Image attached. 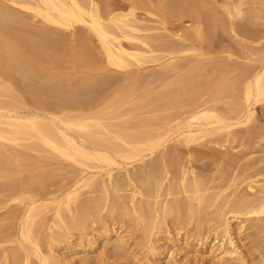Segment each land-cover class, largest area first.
Instances as JSON below:
<instances>
[{"label": "rangeland", "instance_id": "obj_1", "mask_svg": "<svg viewBox=\"0 0 264 264\" xmlns=\"http://www.w3.org/2000/svg\"><path fill=\"white\" fill-rule=\"evenodd\" d=\"M0 1L21 19L3 30L4 35L10 39L15 35L26 38L27 33L39 35L37 44L42 47L36 51L24 46L23 56L28 64L24 67H28L31 74L28 82L20 80L15 72L10 77L0 73V90L8 92L0 96V114L33 113L42 122L57 117L98 116L111 129L107 133L93 127L95 133L99 131L100 139L129 132L149 133L151 138L167 132L171 138L174 126L189 120L190 113H195L196 109L210 110L222 119L239 118L243 115L245 83L264 64V0H186L188 4L183 8H187L182 12L191 15L178 14L181 16L178 20L175 15L181 10L175 9L173 24L166 25L174 34V42L178 39L182 44L181 40H185L182 41L184 47L177 48L173 54L156 52L154 58H146L141 64L128 59L129 65L122 69L107 63L97 38L81 25L63 30L34 18L30 11L18 8L9 0ZM153 2L155 6L158 4L157 0ZM163 11L162 15L159 13L165 18L170 12ZM156 28L159 29L152 33H161L162 27L157 25ZM189 32L196 36L187 37L185 34ZM85 34L90 38L84 40ZM58 88L75 94L92 89L91 99L62 101L50 95ZM64 89L63 92H69ZM159 94L163 99L158 97L160 100L150 105ZM189 104L191 108L195 105V110H190ZM233 107L236 112H230ZM244 124L232 128V137L221 135L222 141L228 138L227 142L225 139L218 143L220 140L215 139L214 144V138L207 137L186 148L170 142L150 155L149 150L142 151V161L118 158L117 162L127 169L130 180L125 171L116 169L112 172L116 183L108 185L105 191L98 176L92 187L79 183L77 189L74 188L77 191L71 188L72 191L69 187L81 175L79 167L55 158L46 150H28L26 141L17 146L0 140V264H42L43 261L49 264H241L228 258L220 262L216 253L208 251L213 244L221 242V223L226 218L245 263L264 264V208L251 200L264 186V99L255 105L251 121ZM173 149L176 152L172 154ZM160 160L165 161V167ZM183 166L190 169L185 182L194 176L203 181L200 192H184L179 183L182 182L180 172L186 169ZM150 169L161 183L158 192L152 191L154 196L151 197L140 193L141 190L137 192L138 180ZM172 183L178 189L174 188L169 195L167 188ZM249 185L254 192L248 191ZM197 193L204 196L205 201L209 200L204 208L194 199ZM133 195L135 208L152 207L159 201V211L152 213L153 218L156 217L153 220L155 229L148 231L138 224L140 220L130 210ZM235 198L241 202L250 199L248 208H243L246 210L242 212L251 211L236 220L226 207V201ZM28 200H36L31 221L35 224H31L30 229L38 243L37 250L26 242L19 243V229ZM118 200L129 207L128 213L118 206L111 211L112 204ZM90 201L100 202L98 213L92 218L86 215L83 229L72 228L63 241L53 240L55 234L66 232L54 217L57 206L61 203L66 218L63 219L69 222L72 215L78 218L79 206ZM180 201L185 204L180 205L183 204ZM174 202L179 203L181 216L171 214L160 219L162 205L170 206ZM189 208L199 214L192 213ZM239 223L243 229H239Z\"/></svg>", "mask_w": 264, "mask_h": 264}, {"label": "bare ground", "instance_id": "obj_2", "mask_svg": "<svg viewBox=\"0 0 264 264\" xmlns=\"http://www.w3.org/2000/svg\"><path fill=\"white\" fill-rule=\"evenodd\" d=\"M199 1H201V0H199ZM9 2H11L12 4H14L15 6H17L20 9L30 11L34 18H38L43 23H47L48 25L50 24V26L53 25L57 28H61L63 30H68V29L73 28L76 25H81L82 27H84L83 30L86 29V31L90 32L91 34H93V36H95V38H97L96 41L99 42V44H100L99 48H101L102 53L105 55L107 63L113 67H116V68H121V69L126 68L129 65L128 59L134 60L136 64H141V63L145 62L146 58L147 59L149 57L154 58L155 56L153 54L156 52H157V54H159L158 52L167 51L169 54H173V53L177 52V50H178L177 48L184 47L182 41H185V40H181L182 44H180V42L177 41L178 39L177 40L174 39L176 41V42H174L173 41L174 34H173V32L168 31V29H167L168 27H166V25L167 24H173L172 23V21H173L172 17L175 14V11L173 13V10H175V9L181 10V11H179V13H177L175 15V17H177L178 14L182 15V13L185 12V11L182 12V10L184 9L183 7L185 5L187 6V4H188V3L185 4L186 0H157L158 4H156V6H155L153 0H9ZM199 3H202V2H199ZM189 4H190V2H189ZM194 4H196V3H194ZM196 6H197V4H196ZM186 8L184 10H186ZM161 9L169 10V12H170L169 15H165V18L163 17L164 15L161 16L162 15L161 12L163 11ZM159 10H161V11H159ZM159 12L161 13V15ZM187 12H188V9H187ZM167 13H168V11H167ZM172 14H173V16H172ZM186 14L188 15L189 13H186ZM194 14H195V12H193V15ZM189 15H191V14H189ZM142 16H144V17H142ZM179 16L177 18H178V20L179 19L181 20V16H180V18H179ZM175 17H173V18L175 19ZM183 17H186V16L184 15ZM187 17H189V16H187ZM194 19H195V17H194ZM20 21H21V19L18 17L17 13L13 12L11 10V8H9L7 5H5L3 2L0 1V73L6 77H10L11 73L15 72V73L20 75V80H22V81L26 80L28 82L31 74H30L29 68L24 67L25 65H28L27 61L25 60V58L23 56L24 46H26V47L28 46L29 48L35 49V50L39 49V48L41 49L42 47H40L41 45L37 44V40L40 39L39 35H38L39 36L38 37L37 35L33 36V35L27 33V34H25L26 38H20L19 35L18 36L15 35V36L11 37V39L8 36L4 35L3 30L9 29L12 24L19 23ZM192 21L194 22V20H192ZM196 21H197V19H196ZM149 23L150 24L153 23V25L151 24L152 25L151 26ZM174 24H175V22H174ZM157 25L162 27V28H160L161 33H158V32L152 33V31H154V30L157 31L159 29V28L158 29L156 28ZM172 26H174V25H172ZM233 28H234V26H233ZM191 32H192V30H191ZM191 32H189L185 35H187V37L191 38L193 35H195L193 33L191 34ZM193 32H195V31H193ZM42 33L45 34V32H42ZM183 36L184 35H182L181 37H183ZM87 37L88 36L85 34L83 39L85 40V38H87ZM88 38H90V36ZM41 39H42V37H41ZM184 39H186V38H184ZM192 39H193V37H192ZM126 42L128 44L124 45V43H126ZM177 42L180 44L181 47L178 46ZM28 47H27V49H28ZM97 50H98V48H97ZM44 53H46V52L44 51ZM76 53H78V52H75V54ZM156 59H157V56H156ZM170 65H173V64L170 63ZM199 65L200 64H198V66ZM194 66H197V65L194 64ZM172 67H175V64ZM31 82H33V81H31ZM37 85H40V84H37ZM36 88H37V86H36ZM38 88H39V86H38ZM41 88L42 87H40L39 89H41ZM244 88H245L244 105H243L244 109H243V115L241 117L231 118V119H222L220 117H217L210 110L200 109L199 111H197V109H196L197 112L195 111V113H193V111H192L190 113V117H189L190 119L189 120L187 118V121L185 119L184 123L181 122L182 123L181 124L179 122L174 126L175 132H174L173 137H171V138H169L170 135H168L167 132L162 133L158 137H155V138H151L149 133H145V134L140 133V135H137V134H129L130 133L129 132V133H119V134H115L113 137H110V138H101L100 139L97 136L99 131L97 132V130H96V133H95V131H93L96 129V127H97V129L101 128L104 132L106 131L107 133L110 132L111 129H109L110 127H108L110 125H107L104 122H103L104 123L103 124L102 121H100V119H98V116H94V117L93 116H91V117L82 116V117H74V118L73 117L72 118L65 117L64 119L61 117L59 119V117H57L58 119L56 118L55 120L49 118L50 120H52L50 122H42L43 120H41V119H40L41 121L38 120L40 117L34 115L33 113L31 114V113H23V112L22 113L21 112L20 113L19 112H9V113L7 112V113L0 114V140L3 142H8L9 144H15L17 146H19L21 144L20 142L26 141L25 147L28 150H31V151H40V150L45 151L46 150V151L52 153L53 155H55V158L58 157L62 160L70 162V164H72L74 166L79 167L81 175L69 187L70 189L76 188V186L79 185V183H81V185L83 183H85L86 185H89L92 187L93 181L96 180V177L98 176L99 178H101L100 186L105 191L107 189L108 185L110 186L115 182L113 180L112 172L116 169L119 171L120 170L125 171L126 178L128 180H130L129 179L130 176L127 173V169L123 168L117 162L118 158H120L121 160H130L131 162L142 161L141 160V158L143 157V155H141L142 151L149 150L150 151L149 155H150L153 152H156L157 150H159L160 148L166 147L167 144L170 142L177 143L180 146H182V148L183 147L186 148L189 145H191V143L196 142L200 139L212 137V138H214V140L212 141L214 144H215V142H214L215 139L220 140V141H218V143H221L222 139L225 136L229 137L231 135V130L233 127L240 125V124L242 125L244 123L246 124V122L251 121V119L254 115L255 105L260 100L264 99V64L260 65L258 71H256L255 74H253L251 79L249 78V80L245 83ZM59 89H61V91H59ZM63 89L62 88H58L57 90L52 89L53 92H51L50 95L54 94V96H56V97L58 96V98H61L62 101H65V100L71 101V99H72L73 101L76 100L79 102H83V101L85 102L88 99H91L90 93H91L92 89H91V91L85 90L81 94L79 92H78V94H75V93H73L74 91L70 92V90H68V89L67 90L70 93L69 92L65 93V92H63ZM67 90H65V91H67ZM48 92H49V90H48ZM4 93L6 95V93H8L7 90L1 89L0 90V96ZM47 93H45V94H47ZM95 93H96V91H95ZM158 97L162 98V96H160V94H159V96L155 97V99L152 98L154 101L150 105H155V103L158 100H160V99H158ZM190 104H192V103H190ZM190 104L188 105V106H190L189 109L192 106ZM193 106L194 107H192L190 110H195L194 109L195 105H193ZM236 111H237L236 107H233L230 110V112H236ZM93 127H95V129H93ZM251 132H249V133H251ZM74 135L75 136L77 135V136L75 137ZM99 135H101V133H99ZM221 135H224V137H222ZM220 137H222V138H220ZM231 137H232V135H231ZM212 138H210V139H212ZM233 138H235V136H233ZM210 139L208 141H210ZM225 139L227 142L228 138H225ZM225 139H224V141H225ZM139 140H142V141H139ZM224 141H222V142H224ZM143 142H147V144H145ZM218 143H216V144H218ZM5 144H7V143H5ZM175 150L176 149H173L172 154L176 152ZM185 155H187V154H185ZM138 156H140L139 160L138 159L134 160ZM167 156L168 155H166V157ZM20 157H18V160L21 159ZM161 157L166 159V157L163 155ZM199 158H200V155H199ZM207 158H208V156H207ZM223 158H224V156H223ZM165 159H163V160H165ZM172 159L174 161V158H172ZM161 160H160V162L164 166L166 160L164 162H162L163 160L162 161ZM169 160L167 163H169ZM199 161H200V159H199ZM235 161H237V160H235ZM194 162H195V160H194ZM230 162H232V161H230ZM231 165H232V163H231ZM169 166H171V163ZM153 168H157V166L156 167L153 166ZM185 168L186 167H184V169ZM187 170H190V169L186 168L185 170L181 171L182 173L180 172V175L182 174V176H181L182 182H179V183H181L182 185L181 184H179V185H181V187H183V190L185 193H188L189 191L200 192L202 189L201 187H203L201 182H203V181L198 180V178L196 176H194L195 177L194 179H191L190 181L185 182V178H186L187 174H189V171H187ZM152 171L153 170L150 169L149 172L145 173V175L143 176L142 179L138 180L139 189H137L138 190L137 192H139V190H141L140 193L144 192L149 197H151L153 195L152 191H155V193L158 192V190L160 189V186H161L160 179L158 178V176H153ZM161 172H165V171H161ZM166 173L167 172H165V174ZM168 174H169V172H168ZM181 179H180V181H181ZM150 180H152L151 183H149ZM96 183H97V180H96ZM173 184H175V183H172L167 188V194H169V195L171 194V191L174 190V188L178 189L177 185H173ZM115 186H116V184H115ZM97 187H98V185H97ZM247 188H248V191L254 192V189L252 188L251 185L247 186ZM261 188L262 189L260 191L257 190L258 193L256 191V193L258 195L256 194L254 196V194L252 193L254 196V199L251 197L252 198L251 200L257 202L258 207L260 206L262 209V208H264V186ZM76 189H74V190L77 191ZM71 190H70V192L73 191V190L72 191ZM135 193H136V191H135ZM198 194L199 193H197L195 195L196 197L195 198L193 197V198L195 200H197V202L199 204L203 205V208H204L205 202H207L208 199L205 201V197L203 196V198H202V196H200V194L199 195ZM134 197L135 196L133 195L131 198L132 208L130 210L133 211V214L136 216V219L140 220V223H138V224H140L141 227H143L145 230H148V231L152 230V228L155 229L156 228L154 225L155 221H153V220H155L156 217L153 218L152 213L153 212L157 213V210L159 209V204H158L159 201L154 202V204H152L153 205L152 207L151 206H145L144 208H141L139 206L138 208H135L136 204H135V200H134L135 198ZM237 198H235L234 201H232L233 199H231V200L229 199L226 201V203H228V205L226 206L228 213L232 214V218L235 220L244 214L251 213V211L242 212L243 210H246L243 208L247 207L246 205H247V203H250L249 202L250 199L247 200L248 198H246V201L241 202ZM243 200H245V199H243ZM35 202H36V200H34V201L28 200L26 202V206L23 210V221H22V224H21L20 229H19V238H20L19 243L26 242L30 245H33L37 250V249H39L38 243H37L36 239L33 238L32 230L30 229L31 224H32L31 221L33 219L32 213H34L33 211H35ZM180 202L182 203L183 201H180ZM86 203H82L79 206L78 218L76 219V217H74L72 215L71 216L72 220H70L69 222L65 221L66 218L63 214L64 209L60 207L61 203L59 204V206H57L56 210L54 211L55 212L54 217L56 219L58 218V221L61 222V225H62L63 229L66 230V232L64 231L65 233H61V234H57V235L55 234L52 237L53 240L63 241V239L66 238L65 235H67L69 233V230L72 228L73 229H79V230L83 229V223H84V220L86 218V215H89L92 218V217H94V215H96L98 213V208H99L100 202H98V201L97 202L96 201L91 202L90 201V202H86ZM174 203L173 204L171 203L170 206L168 204L162 205V214H160L162 217H160V219L162 218V220H164L166 218V216L171 215V214H176L178 217L181 216L180 215L181 212L178 210L180 208V205H184L185 203L183 202V204H180V205L178 202H174ZM252 203H251V205H252ZM186 204H188V203H186ZM90 205L92 206L91 208H90ZM112 205H113V207L111 208V211L114 210V208H116L118 206V207L122 208L123 211L128 213L127 211L129 210L128 209L129 207L128 208L126 207L123 200L122 201L121 200L115 201ZM61 206H63V205H61ZM253 208L254 207H252V209ZM240 209H242V210H240ZM189 211H192V213H195L196 215L199 214V212H197V210L193 211V209H191V208H189ZM200 213H201V210H200ZM63 217L65 219H63ZM33 224H35V223H33ZM221 225L223 226L221 231H220L222 234L221 235L222 240H221V242H218L217 244H213L211 247H209V250H208L209 253L210 254L216 253L215 255H216V257L219 258L218 260L220 262H222L224 259L228 258L231 260L239 261L241 264H246L245 261L242 259L241 251L237 245V241L235 240V236H233V230L230 227L231 224H230L229 219H227V218L224 219L222 221ZM239 225H240L239 229L244 228V226L241 225V223H239ZM106 236L108 237V234H106ZM13 254L15 255L16 253L13 252ZM28 254H27V256L26 255L25 256L28 257ZM35 254H37V253L35 252ZM40 260H41V258H40ZM42 264H49V263L46 261H43Z\"/></svg>", "mask_w": 264, "mask_h": 264}]
</instances>
